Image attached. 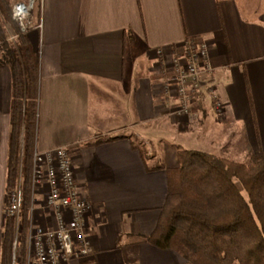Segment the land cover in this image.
I'll return each mask as SVG.
<instances>
[{
    "label": "crops",
    "instance_id": "1",
    "mask_svg": "<svg viewBox=\"0 0 264 264\" xmlns=\"http://www.w3.org/2000/svg\"><path fill=\"white\" fill-rule=\"evenodd\" d=\"M25 2L27 0H18ZM264 0H39L36 151L70 147L92 205L91 257L71 264H187L147 242L168 195L177 147L238 160L264 152ZM206 42L214 72L189 117L163 92L186 44ZM224 116L214 112V95ZM12 76L0 66V264L6 219ZM136 130L135 136L121 133ZM103 139H110L101 142ZM97 141H99L97 143ZM101 142V143H100ZM155 149L144 159L140 146ZM242 150L235 155L230 147ZM240 151V150H239ZM166 168V169H160ZM38 189L30 229H52Z\"/></svg>",
    "mask_w": 264,
    "mask_h": 264
},
{
    "label": "trees",
    "instance_id": "2",
    "mask_svg": "<svg viewBox=\"0 0 264 264\" xmlns=\"http://www.w3.org/2000/svg\"><path fill=\"white\" fill-rule=\"evenodd\" d=\"M13 5L0 0V66L7 65L12 76L6 189L10 194L20 187L22 204L18 234L15 220L5 219L1 264H13L16 240V264H27L40 55L13 19ZM177 155L178 168L160 167L167 171L168 195L147 242L177 252L187 264H264V152L250 155L247 163L181 146Z\"/></svg>",
    "mask_w": 264,
    "mask_h": 264
},
{
    "label": "built area",
    "instance_id": "3",
    "mask_svg": "<svg viewBox=\"0 0 264 264\" xmlns=\"http://www.w3.org/2000/svg\"><path fill=\"white\" fill-rule=\"evenodd\" d=\"M39 0L17 2L12 7V16L22 32L41 31L42 24L35 18ZM14 39V38H13ZM174 77L165 86V93L174 91L178 98L176 114L189 117L196 96L203 87L211 93L209 78L214 69L210 61L206 42L189 41L182 57L173 61ZM214 95V93H213ZM215 110L224 116V106L214 95ZM33 190L45 191L44 206L54 217L56 226L52 229H33L29 237L27 264H71L74 260L91 257L92 243L88 228V215L92 205L83 194L77 181L70 147H60L46 152L35 150L33 155ZM22 204L20 187L12 193L7 216L19 224ZM14 261L17 258V240L14 244Z\"/></svg>",
    "mask_w": 264,
    "mask_h": 264
},
{
    "label": "rangeland",
    "instance_id": "4",
    "mask_svg": "<svg viewBox=\"0 0 264 264\" xmlns=\"http://www.w3.org/2000/svg\"><path fill=\"white\" fill-rule=\"evenodd\" d=\"M17 2H19L18 0H14V4L15 3H17ZM264 6V5H263ZM37 11H35V18L37 17V13H36ZM14 37H12V40H14L13 39ZM1 55V54H0ZM210 78H211V76H210ZM209 87H210V84H209V86H208V89H209ZM211 88V87H210ZM165 87H163V92H165ZM173 93V92H172ZM215 102H216V99H214L213 98V108H214V112L216 113V110H215ZM217 115V114H216ZM217 117H219L218 115H217ZM219 119H222V117H219ZM121 133H129V135H131V136H135V133H136V130H131V129H129V130H125V131H120L119 132V134H121ZM232 146H233V144H232ZM234 147V149H232V147H230V151L232 150V152L235 154V155H237V154H239L240 152H241V150H242V148L241 147H238V146H236V145H234L233 146ZM22 149V148H21ZM140 149L141 150H143V151H145L146 153V156L147 155H153L154 153H155V149H152V147H149L146 143H144V145L143 146H140ZM240 150V151H239ZM252 154H254V153H249L247 156H243V158H241V159H238V160H231V161H235V162H240V163H247L248 161H249V158H250V155H252ZM33 163V162H32ZM21 166V165H20ZM32 175H33V167H32ZM35 191H36V193L38 192V189L36 190L35 189ZM46 191V190H45ZM32 196L34 197L35 196V194H34V190H33V181H32ZM13 193V192H12ZM12 193H10V194H7V200H6V211H7V209H8V207H9V205H10V202H11V198H12ZM32 197V198H33ZM6 217H9V216H7V213H6ZM11 218V217H10ZM15 226H16V232H17V234H18V231H19V224H17V221L15 220ZM31 232H32V230L29 228V230H28V237H27V262H28V258H29V255H30V253L32 252V251H30V249H29V237H30V235H31ZM16 242V241H15ZM15 251V247H14V249H13V264H16L17 262H18V260H19V250L17 249V258H16V261H14V252Z\"/></svg>",
    "mask_w": 264,
    "mask_h": 264
},
{
    "label": "water",
    "instance_id": "5",
    "mask_svg": "<svg viewBox=\"0 0 264 264\" xmlns=\"http://www.w3.org/2000/svg\"><path fill=\"white\" fill-rule=\"evenodd\" d=\"M21 168H22V165L20 166V179H21Z\"/></svg>",
    "mask_w": 264,
    "mask_h": 264
}]
</instances>
